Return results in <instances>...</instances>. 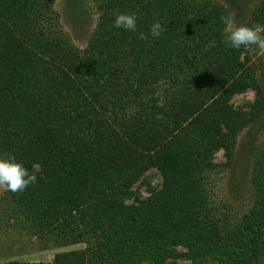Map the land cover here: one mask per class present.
Masks as SVG:
<instances>
[{
    "label": "trees",
    "instance_id": "1",
    "mask_svg": "<svg viewBox=\"0 0 264 264\" xmlns=\"http://www.w3.org/2000/svg\"><path fill=\"white\" fill-rule=\"evenodd\" d=\"M54 1L0 0V155H15L37 177L22 192L6 191L8 209L24 214L44 246L86 244L52 264H164L179 242L234 264L261 263L264 148L253 122L264 113V90L245 46L223 43L229 10L91 0L99 23L79 48L60 29ZM231 2L238 24L264 28V2L249 19ZM125 12L136 14V32L113 26ZM154 19L164 29L158 38L149 34ZM248 87L258 95L246 113L230 101ZM251 122L241 146L253 156L254 201L241 215L226 208L218 217L208 177L230 163ZM220 149L228 162L213 161ZM150 168L160 170L161 189L126 203Z\"/></svg>",
    "mask_w": 264,
    "mask_h": 264
},
{
    "label": "rangeland",
    "instance_id": "2",
    "mask_svg": "<svg viewBox=\"0 0 264 264\" xmlns=\"http://www.w3.org/2000/svg\"><path fill=\"white\" fill-rule=\"evenodd\" d=\"M191 2L219 5L229 10L230 18L238 24V8L232 4L231 0H188ZM244 17L249 19L254 10L259 7L264 0H238ZM54 11L58 15L59 27L66 38L79 48H85L93 36L99 23V13L91 0H55ZM248 56V65L252 67V72L256 76V81L264 90V48L257 46L245 47L243 58ZM257 89L248 87L243 92L236 93L231 98V105L236 110L249 113L257 97ZM258 144L264 148V113L253 123H257ZM251 122L238 136L236 147L234 148L232 160L222 168L221 172L210 174L206 187L213 191L214 205L220 209V216L226 208L231 209L235 215H241L248 210L254 201L255 184L252 181V153H247L242 149L241 140L246 132L250 131L253 125ZM243 135V136H242ZM225 150L220 149L213 156L215 163L228 162L225 157ZM258 153V152H257ZM251 156V163L248 157ZM230 165V166H229ZM253 174V175H252ZM239 183V184H237ZM240 185V187L238 186ZM163 186V176L159 169L150 168L145 172L141 180L134 186L135 194L126 199V203H134L138 200L146 199ZM240 191H237L238 189ZM6 187H0V264L8 262H19L28 264H52L56 254L65 251L85 248L84 242L66 246H44L34 230L28 225V221L23 213H16L9 210L6 202ZM211 195V194H210ZM217 215V214H216ZM264 238V227H262ZM46 247V248H44ZM164 264H234L221 257L214 255H201L190 249L184 242L172 244L165 252ZM146 262L145 264H149ZM152 264V263H150ZM264 264V260L261 263Z\"/></svg>",
    "mask_w": 264,
    "mask_h": 264
},
{
    "label": "clouds",
    "instance_id": "3",
    "mask_svg": "<svg viewBox=\"0 0 264 264\" xmlns=\"http://www.w3.org/2000/svg\"><path fill=\"white\" fill-rule=\"evenodd\" d=\"M137 16L135 13H115L113 26L129 32L137 31ZM221 21L226 25L223 43L226 47L239 49L241 46H257L264 48V28L235 24L230 17L222 16ZM164 31L159 19H154L149 27V34L158 38ZM140 39H146L140 33ZM35 174H31L24 164L15 155H0V187H6L10 192H22L36 181Z\"/></svg>",
    "mask_w": 264,
    "mask_h": 264
}]
</instances>
